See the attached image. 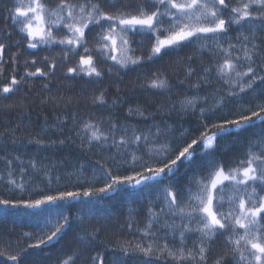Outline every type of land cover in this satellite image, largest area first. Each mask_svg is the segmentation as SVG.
Segmentation results:
<instances>
[{
    "label": "snow or ice",
    "instance_id": "1",
    "mask_svg": "<svg viewBox=\"0 0 264 264\" xmlns=\"http://www.w3.org/2000/svg\"><path fill=\"white\" fill-rule=\"evenodd\" d=\"M12 5L6 18H10L22 34L28 49H37L40 45L62 46L61 58L65 62L83 49L75 66L67 68V73L74 76L80 73L89 77L103 75L97 67L93 51L103 62L112 61L107 69L109 73L113 66L126 68L151 62L188 45H196L200 53L207 52L211 57L206 61L201 55L198 67L193 65V55L178 58L184 68L185 79L177 83L184 85L195 76V81L189 83L188 88L196 94L180 96L177 93L176 100L170 99L157 105L155 112H149L139 104L129 106V117H140L145 121L151 120V123L130 125L109 118L105 128L99 121H81L75 114L72 115L73 128L69 132L75 130V137L81 141L80 147L94 145L102 152H110V155L101 156L94 162L91 176L85 174L84 163L67 174L69 177L76 176L78 182L82 178L89 184L87 188L54 192L33 190L28 198L22 195L0 197V206H3L0 211L4 215L12 209L18 212L39 209V212L26 214L44 217L37 228V233L44 238H38L29 247H40L70 226L71 218L65 214L63 206L71 201L88 197V201L81 203L93 204L91 198L97 197L98 193H120L126 190L125 186L142 184L145 189H150L167 180L162 189L158 188L155 199L150 201L145 227L137 229L142 233L140 242H118L115 245L117 251L109 264H127L129 257L134 258L136 264H155V261H163L164 264H209V253L219 237H223L224 250L211 264H264V127L246 140L245 150L240 154L242 158L232 161L234 167L223 164L215 155L225 136L238 140L249 128L257 124L264 126V0H56L54 4L51 0H12ZM233 26L241 29L235 36L236 43H232L229 36ZM92 29H98L91 36L94 48L86 46ZM58 31H63L64 35L58 37L55 34ZM133 36L146 37L150 42L146 56L135 55L136 49L132 45L139 44L142 48L145 40L136 41ZM8 47L0 43V76L6 71L4 54ZM18 59V53H11L9 61L13 74L10 82L0 87V94L13 93L26 85L29 78L48 79L55 73V58L49 64L47 56L42 58L48 65L47 71L39 67L28 71V66L37 63L33 57L31 61H24L25 74H20L17 79ZM214 83L220 84V87H213ZM202 86H208L211 91L200 95ZM43 87L47 89L48 84ZM140 87L170 92L172 84L165 73L158 70L151 77H146ZM246 96L247 103L244 102ZM256 100L259 102L253 105ZM97 102L106 103L103 92L93 97L92 103ZM65 103H71V100ZM4 107L10 109L13 105ZM157 115L160 120L156 119ZM173 115L181 119L196 116L198 127L205 131L187 142L192 130L182 124L177 128L164 119ZM65 119L67 117H58L56 123L30 136L28 143L38 146L65 144L71 136L45 139L50 128H55L62 135ZM9 132L14 133L15 129L6 128L0 137ZM11 142L20 141L13 135ZM194 145L199 147V152ZM141 151L142 154L137 155ZM145 155L148 159L144 158ZM9 156L7 152L0 156V161L8 169L9 191L13 188L20 193L28 190L26 185L31 178L24 179L27 168L34 172L43 171L50 188L53 183L50 172L54 165L45 164L33 156L28 160L27 168H19L20 182H17L11 166L14 160L21 161V164L24 162L20 155ZM198 156L202 159L198 160ZM178 162L193 170V175L187 178L184 186L177 183L180 172ZM121 169L131 171L125 175L121 174ZM101 178L102 187L91 186ZM60 179V176L56 177V181ZM182 192L187 193L186 198ZM58 201L61 204H57ZM155 203L160 204L158 211L152 207ZM49 205L55 210L47 207ZM161 219V227L166 231L163 237H158L152 228ZM134 223L130 213L129 230ZM48 231L50 235L46 234ZM98 233L99 229L85 232L79 243L85 247L94 244ZM24 235L32 238V234ZM189 236L196 237L191 246L187 243ZM169 237L174 241L172 245L167 242ZM78 251L74 250L73 255L59 264H75V253ZM6 254L7 249L0 251V257ZM19 255L7 254V260L19 264ZM98 255L91 258V264H100Z\"/></svg>",
    "mask_w": 264,
    "mask_h": 264
},
{
    "label": "trees",
    "instance_id": "2",
    "mask_svg": "<svg viewBox=\"0 0 264 264\" xmlns=\"http://www.w3.org/2000/svg\"><path fill=\"white\" fill-rule=\"evenodd\" d=\"M51 2L54 4L56 0H51ZM126 2H134V0H126ZM12 6V0H0V43L9 45L4 54L7 64L5 74L0 76V87L10 82L13 74L11 72L12 64L9 61V57L13 52L18 53L19 57L17 79H19L20 74H25L24 61H31L33 57L36 58L37 63L34 66H28V71H35L37 67L47 71L48 65L42 59L45 56L49 57V64L55 58L56 67L54 75H50L48 79L43 77L29 78L26 85L19 87L13 93L0 94V133L4 132L6 128L15 129L14 133L9 132L0 137V156L5 155V152L10 154L9 158L15 155L21 156L24 163L21 164V161L14 160L11 166L17 182H20L19 168L22 166L27 168V162L33 156L45 164L54 165L50 172L53 183L49 188L48 178L44 176L43 171L34 172L31 168H27V175L24 176V179L29 180V177L31 178L26 185L28 190L20 193L18 189L13 188L9 191L7 185L8 169L5 163L0 161V197L12 198L22 195L24 198H28L29 192L33 190L40 192L43 189L54 192L56 190H76L77 187H89V184L83 182L82 178L78 182L76 176L69 177L67 174L73 172L74 168H79L81 163H84L85 174L91 176L94 162L101 156L110 155V152H102L94 145H86L81 148V141L79 137H75V130L69 132V129L73 128L72 115L75 114L76 118L81 121L89 119L99 121L103 123L105 128L108 126L105 122L109 118L130 125L143 126L146 123H151V120L145 121L136 116L129 117L127 115L129 106L139 104L145 106L147 111L155 112L157 105L168 102L170 99L176 100L177 93L180 96L196 94L188 88V84L195 81V76L191 78V81H186L184 85L177 83L179 80L185 79L184 68L180 65L178 58L193 55V65L197 67L201 55L206 61L211 59L207 52L200 53L196 45H188L178 51L167 52L160 58H154L151 62L129 65L126 68L113 66L112 72L109 73L107 69L112 65V61L103 62L95 56V51H93L92 54L96 58L97 67L103 71V75L101 77H89L84 73H80V75L74 76L67 73V68L75 66L79 56L83 54V49L81 48L67 62L61 58L64 51L62 46L40 45L37 49H28L26 40L21 38L22 34L18 32L12 20L6 18L8 17V9ZM240 30L236 26L232 27L229 32L232 43H236L235 36ZM95 31H98V29H92L89 32L87 47L94 48V41L91 36ZM55 34L61 37L64 32L58 31ZM132 39L136 41L145 40L142 48L139 44H133L132 47L136 49L135 55L146 56L151 47L148 39L140 36H133ZM257 43H259V35ZM158 70L164 72L172 84L170 92L147 90L140 87L146 77H151V74ZM46 83L48 84L47 89L43 87ZM257 86L259 87V84ZM213 87H220V84L214 83ZM210 91L211 88L208 86H202L199 94L204 95ZM101 92L104 94L106 103L103 105L99 102L93 104V97L100 95ZM69 99L71 103H65ZM42 100H46V102L41 103ZM114 101L115 103H113ZM244 102H248L247 96ZM257 102L259 101H253V105ZM9 104L13 107L10 109L4 107ZM253 110H255L254 107ZM245 114L249 113L246 112ZM58 117L62 119L67 117L63 120V134L61 135L55 128H50L45 139L49 137L59 139L70 136L72 138L63 145L45 144L38 146L34 143H28L30 136L40 133L41 129H44L47 125L56 123ZM156 119L160 120L161 117L157 115ZM164 119L177 128L182 124L184 128L192 130V135L187 142L199 137L205 131L203 128L198 127L196 116H185L181 119L173 115L171 118L164 117ZM260 127L264 126L257 124L254 128H249L241 134L238 140H234L232 136H225L215 150L216 157L223 164L234 167L232 161L242 158L240 154L245 150L246 140L254 136ZM13 135L20 141L19 143L11 142ZM193 147L199 152L198 146L194 145ZM141 154L142 151L137 152V155ZM144 158L148 159L146 155ZM128 159H131L130 155ZM197 159L200 160L202 157L198 156ZM178 164L180 172L176 178L177 183L184 186L187 184V178L193 175V170L186 169L185 165L180 164V162ZM136 170L139 171L140 169L137 167ZM130 171L131 169H128V171L121 169V174H129ZM57 176L61 177L59 181H56ZM166 183L167 180H164L158 187L154 186L150 189H145L142 184L139 186H125L126 190L120 193H98L97 197L91 198L94 201L93 204L81 203V201H88L90 199L88 197L71 201L63 206L65 214L71 218L70 226H66L56 237L40 247H29V245L35 244L38 238H44L37 233V228L43 223L44 217L42 215L33 217L26 214L28 212H39V209H30L23 212L12 209L8 215H4L0 211V251L7 249V254L20 253L18 256L19 264H59L61 260L73 255L74 250L79 249L75 253V264H91V258L98 254L100 264H109L117 251L115 245L118 242H140L142 233L138 232L137 229L145 227L150 201L155 199L158 188L162 189ZM91 186L95 188L102 187L103 178ZM182 195L186 198L187 193L182 192ZM33 198H35V195H33ZM57 204H61V202L58 201ZM47 207L54 209L52 205ZM152 207L158 211L160 204L155 203ZM2 208L3 206H0V209ZM130 213L135 221L131 230L127 226ZM80 217H82V220ZM163 219H168V217ZM163 219L152 228V231L156 232L158 237L165 235L166 230L161 227ZM176 222L179 223V220L177 219ZM95 229H99V233L94 244L85 247L79 243L80 237L85 232L90 233ZM24 233L32 234V238H28ZM46 234L50 235L51 232L48 231ZM194 239H196L195 236L188 237L187 243L189 246H191ZM167 242L169 245L174 243L171 237L168 238ZM21 249L25 251L21 252ZM223 250V237H219L213 243L212 251L209 253V264L217 255L222 254ZM7 254L0 257V264H12L7 260ZM127 264H136V260L129 257ZM155 264H164V262L155 261Z\"/></svg>",
    "mask_w": 264,
    "mask_h": 264
}]
</instances>
